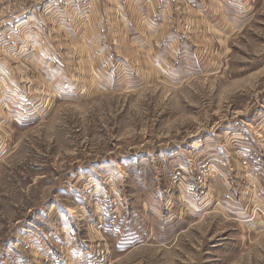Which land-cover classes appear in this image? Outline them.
Here are the masks:
<instances>
[{
  "label": "rangeland",
  "instance_id": "obj_1",
  "mask_svg": "<svg viewBox=\"0 0 264 264\" xmlns=\"http://www.w3.org/2000/svg\"><path fill=\"white\" fill-rule=\"evenodd\" d=\"M250 1L182 16L179 34L147 0H54L39 49L0 48V264H264V0ZM154 40L156 68L137 47Z\"/></svg>",
  "mask_w": 264,
  "mask_h": 264
},
{
  "label": "crops",
  "instance_id": "obj_2",
  "mask_svg": "<svg viewBox=\"0 0 264 264\" xmlns=\"http://www.w3.org/2000/svg\"><path fill=\"white\" fill-rule=\"evenodd\" d=\"M222 1H223V4H224V6L226 8L225 7L223 8V6L219 3V0H184V1L183 0H147L146 9L147 10L148 9L153 10V12L156 13V14L160 13L163 17L170 16V19H169L170 26H171V24H173L171 27L175 26L174 28H176V30L180 34L181 32H184V30L179 24H176V22L180 21L181 20L180 18L182 16L185 17V21L189 20L191 22L189 17H191V15L193 13L194 14H198L199 13L201 16L204 17L205 15H214L215 13L218 14L219 11H221V9L222 10L225 9L227 11L235 10V8H234L235 6L232 5V4H234L235 0H221V2ZM242 1L243 2L240 3V5L237 8H243L244 10L245 9L251 10L250 9V2L251 1L250 0H242ZM25 2H26L25 3L26 7H29L28 8L29 13L28 14H24L26 16H24V17L22 16V19H18L19 21L16 20V21H18V23H14L13 22V18L11 20L15 24L16 28L21 27L20 30L23 33L22 38L26 42L25 46L26 45L32 46L30 44V42H33V46L37 45L39 43L40 45L37 46V48L39 49L41 47V42L43 41V38H42V33L43 32L42 31L43 30L48 31V28H46L44 26V24L46 26H48V25H47V23H42V17L45 14L46 16H44V17L47 20H49V19L53 20L54 19V11L57 10V8L55 7V9H54V5L53 4L46 3V4L43 5L44 8L42 10H38V5L39 4L35 5V3H30V2H27L26 0H25ZM58 4L63 5L64 3L58 2ZM136 8H138V5L136 6ZM136 8L134 10H137ZM208 10H209V12H208ZM66 13L67 12H65L64 16H66ZM90 16L92 17V20L94 19L96 21L95 14H91ZM97 17H98V20L101 21V19H99V14L97 15ZM192 23H193V26H195L194 25V20H192V22L190 24H192ZM50 24H52V23H50ZM99 24H100V22H99ZM89 26H92V24H89ZM198 27L201 28V26H198ZM51 29H52V32H53L54 31V25H53V27ZM196 29H197V27H196ZM45 37H46V35H45ZM174 39H178V35H176L174 37ZM50 40L54 41L53 36H52V39H50ZM85 42L86 41H83V42L80 41L79 42V43H83V48L85 47L84 46ZM170 42L172 43V42H174V40L170 41ZM90 43H92V45ZM101 44H103V43L100 40V41H98V43L96 45L99 47V46H101ZM104 44H106V43H104ZM161 45H163L164 48L166 47V45L164 44L163 41L154 40L152 42L148 41L147 43L142 44V45L137 46V47L140 49V48H144L146 46V48L148 50V60L150 59V55L153 54L154 62H152V66L154 68H156L154 66L155 64H157L156 62L159 61V60L160 61H162V60H161V58H157L156 57L159 54H157L158 51H155V50H156L157 47H160ZM86 46L87 47L90 46V47L93 48V47H95V42L94 43L93 42H89V46L88 45H86ZM169 48H170V51H172L171 46ZM84 52H85V50L82 52L83 56H85V57L86 56H91V54L87 53V51L85 53ZM36 55L37 54L33 55V57H34L33 60L32 59L29 60L28 58H30L31 56H28V55L25 56V59L26 60L28 59L30 62L33 61L36 64L37 63ZM66 55H70V54L66 53ZM169 55H170V52H169ZM92 56H93V54H92ZM12 57H11V55H9V58H12ZM163 57H166V55H164ZM108 58L110 59V56H106V59H105L106 62H107ZM72 62H73V60L70 63H69V61H67L68 64H72ZM101 62L100 61H97V62H94V63L92 62V64H91V62H83L82 63L83 67H84L83 69H85V71H87V69L89 70V68H86L85 66L87 65L89 67L91 65V70H93V64H96V63L100 64ZM111 62H112V60H111ZM120 63L121 62H117V67L113 66L114 67L112 69L113 73H117V72L119 73L120 72L119 70H122V68L119 65ZM71 66H72V71L70 69ZM70 67H67V68H69V71H70L71 74L76 72V71L73 72V69H74L73 65H70ZM9 68H10V65L6 64L5 65V69L6 70H10ZM69 71H68V77H70L69 76L70 75ZM80 73L81 72L77 71V73L74 74L75 78L81 77V75H79ZM109 73H111V72H109ZM95 74L96 73L94 71L93 76L94 77L95 76H97V77L99 76V75H95ZM262 123L264 124V121H262ZM260 185H261V188L263 189L264 188V180L260 183ZM261 201H262V199H261ZM263 208H264V204H263Z\"/></svg>",
  "mask_w": 264,
  "mask_h": 264
},
{
  "label": "built area",
  "instance_id": "obj_3",
  "mask_svg": "<svg viewBox=\"0 0 264 264\" xmlns=\"http://www.w3.org/2000/svg\"><path fill=\"white\" fill-rule=\"evenodd\" d=\"M25 3H26L25 0H6L5 2L0 3V16H2V17H13L14 22L18 19H22V16L23 17L26 16L24 14L29 13V10H28L29 7H26ZM46 3H48V4L51 3L54 5V0H51L50 2H48L47 0H38V2L35 3V5L39 4L38 10H42L44 8L43 5ZM21 7H22V9H20ZM8 21H5V22H8ZM1 23H4V22H1ZM15 23H18V22L16 21ZM1 27H2V25H0V48H2V47L4 48V47H8V46L10 47V44L11 45L13 44L12 43L13 39L18 40L19 42L22 41L21 39H23L22 38L23 33L20 30L21 27L16 28L15 24L11 25L8 29H4V30H2ZM4 32H6V33H4ZM3 48H2V50H3ZM1 61H2V59H0V63H1ZM0 68H1V64H0ZM6 72H9L11 74L10 70L9 71L5 70V72L3 71L2 73L0 72V76H1L0 77V84L3 83L2 86H0V88L3 89V90H1V92H3V93H8V91H9V86H6V84L3 80V78H4L3 75L8 77L9 79L12 76V75L7 76ZM99 261L100 260L97 261V264L99 263ZM100 262L102 263V261H100Z\"/></svg>",
  "mask_w": 264,
  "mask_h": 264
}]
</instances>
